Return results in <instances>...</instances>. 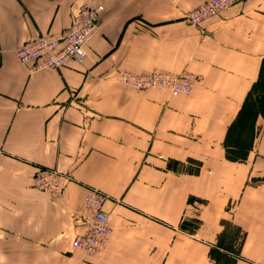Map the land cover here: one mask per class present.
Masks as SVG:
<instances>
[{"label":"crops","instance_id":"obj_1","mask_svg":"<svg viewBox=\"0 0 264 264\" xmlns=\"http://www.w3.org/2000/svg\"><path fill=\"white\" fill-rule=\"evenodd\" d=\"M90 1L0 0V264H264V0L200 25L183 16L205 0H95L81 62L29 73L16 60ZM121 70L200 78L171 95ZM41 167L71 177L60 197L33 188ZM88 186L110 197L93 255L71 246Z\"/></svg>","mask_w":264,"mask_h":264},{"label":"built area","instance_id":"obj_2","mask_svg":"<svg viewBox=\"0 0 264 264\" xmlns=\"http://www.w3.org/2000/svg\"><path fill=\"white\" fill-rule=\"evenodd\" d=\"M246 0H205L187 12L183 19L191 25L218 16L231 6ZM104 5L92 0L81 4L70 24L58 34H36L23 42L15 50L16 60L29 73L58 69L69 61L81 62L86 54V46L97 32ZM120 82L134 90L161 89L171 95H189L200 76L193 73L143 72L121 70ZM3 151L0 149V156ZM71 177L55 167H41L32 177L33 188L47 192L52 197H60ZM110 197L102 190L88 186L82 204L75 213V219L83 226L82 233L73 237L71 246L84 254L93 255L103 250L109 240L112 228L104 203Z\"/></svg>","mask_w":264,"mask_h":264},{"label":"rangeland","instance_id":"obj_3","mask_svg":"<svg viewBox=\"0 0 264 264\" xmlns=\"http://www.w3.org/2000/svg\"><path fill=\"white\" fill-rule=\"evenodd\" d=\"M258 90H259V92H257V96H263L264 95V82L262 83V85L258 88ZM257 98H259V97H257ZM249 121V117L247 118V121H246V123H245V129L246 130H243L242 131V137H246L247 136V122ZM232 230L233 231H235V228H234V226H232ZM238 234H239V236H238ZM240 236H241V234L239 233V232H237L236 233V237H235V241H234V247H237V245H238V243H239V241H240V239H238V237L240 238ZM231 240H233V238L231 239Z\"/></svg>","mask_w":264,"mask_h":264}]
</instances>
